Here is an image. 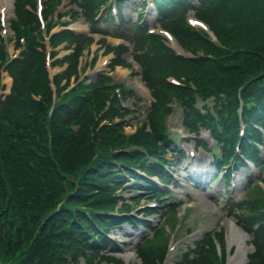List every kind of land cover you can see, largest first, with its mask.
Instances as JSON below:
<instances>
[{
	"label": "trees",
	"instance_id": "16d2710c",
	"mask_svg": "<svg viewBox=\"0 0 264 264\" xmlns=\"http://www.w3.org/2000/svg\"><path fill=\"white\" fill-rule=\"evenodd\" d=\"M84 1L82 6L88 12L93 0ZM191 2L162 1L161 23L187 47L203 48L204 57H177L156 37L146 36L140 26L126 24L134 58L142 67L155 101L149 111L151 132L141 128L134 136L125 137L118 126L98 128V111L112 91L104 86V76L83 92L65 96L50 111L44 57L31 37L36 20L25 9L24 0H18L19 22L14 29L18 37H26L27 47L23 58L9 65L13 89L0 100V264H69L70 260L77 263L79 257L93 264L101 253L98 245L107 241L103 233L115 222L103 211L113 210L118 203L113 192L124 177L114 171L116 165H147L141 152L123 149L142 146L158 155L157 150L168 145L162 116L169 110L168 98L174 92L185 104L186 122L192 128L203 119L194 109V91L175 87L166 81L167 75L196 73L192 78L197 92L204 99L214 97L226 107L224 113L235 109L240 94L253 105L248 115L264 124V0ZM190 8L213 26L228 49L209 43L186 25L184 16ZM64 36L57 35L53 40L58 42ZM70 37L77 39L73 35L66 38ZM75 57L66 58L71 68ZM60 80L58 76L57 85ZM31 93L39 94L41 99L34 101ZM121 110L115 96L104 117L123 114ZM229 122H223L226 133L235 124L232 119ZM151 170H156L155 165ZM253 220L257 223L255 257L264 264V216L253 213L244 218V223L251 227ZM197 248L191 258L187 256L186 264H216L209 255L212 242ZM149 250L146 246L139 248L142 264H157L158 253ZM101 258L121 264L114 257Z\"/></svg>",
	"mask_w": 264,
	"mask_h": 264
},
{
	"label": "rangeland",
	"instance_id": "374dc122",
	"mask_svg": "<svg viewBox=\"0 0 264 264\" xmlns=\"http://www.w3.org/2000/svg\"><path fill=\"white\" fill-rule=\"evenodd\" d=\"M46 4V2H45ZM140 4V0H128L126 4H123L121 8L122 15L129 19L133 18L136 20L138 17V13L141 12V9L137 8V6ZM1 11L3 7V2L1 0ZM47 6V5H46ZM45 8V6H44ZM59 14H62L60 18L64 20H69L70 16L66 14V12L73 8V5H71V0H61L59 5ZM137 11V12H136ZM145 17L148 21L152 22L154 21L151 16H148V12H144ZM66 15V16H65ZM5 28H7L8 33L5 35L4 38L8 39L12 36V32L10 30V21L14 19V8L11 6L8 8L5 12ZM73 26H75L76 30L78 32H86L88 29V26L85 23V20L82 17H79L76 19V22H74ZM109 28V31L111 33H118L115 28ZM125 29V28H124ZM125 32V30H123ZM94 39L92 38L90 46L86 47V50L84 51L82 62L80 67L81 72L84 73L86 76H94V74L98 71H109L110 67L108 68V61L113 56L111 53L108 56H105L106 52L105 49L111 48V46H117L122 41L117 40L116 38H113V36H107L104 31H99L94 33ZM123 44L131 47L132 44H130L128 41H124ZM66 44L60 45L57 49L58 51V57H63L64 55L68 54L70 50H67L68 47H65ZM14 44H8V47L11 52H13ZM126 64L130 65L131 68H124L122 66H118L115 68V70L112 72V75L115 79L121 80L126 83V85L131 88L139 97V101H137L134 98H129L128 101L125 103L126 106H128L130 109L137 111L136 116L139 113H142V118L146 117V109L150 104V101L152 100V97L150 95L149 90L145 87L144 81L142 80L141 76V68L139 65L134 62L132 56H131V50L129 52H126L125 54H122L121 57ZM64 69L60 67H54L51 72L52 74H56ZM133 116V115H132ZM132 116L127 117V119H130L131 122H134L132 119ZM180 118L181 113L179 109H176L175 114L170 117L169 119V126L170 130L173 132H176L177 135L179 134L180 137L183 134L182 127L180 125ZM135 125V123H133ZM134 131V126L127 127L126 132L131 133ZM202 137H207V133L202 132ZM179 146L184 147L185 150L193 154L190 159V161L198 162V164L203 163L202 161L199 162L197 159L202 158L203 160L209 162L210 164V158L208 155H205V153L202 150H198L193 140L187 141L184 138H181L179 141ZM195 150V153H192V150ZM173 159V158H172ZM189 162L187 158L182 162V165L179 164V166L173 165L171 167V170L174 172V176L177 179V184L182 183L186 186H182V188L178 187L176 188L175 193H173L174 197H180L182 198L181 201H176V205L172 206V208H175L174 211L168 216V218L165 220L164 217H161L160 210L156 215H152L149 217V219L152 221L154 227L150 228H141L142 226L138 228H132L130 226H124L125 228L122 230L114 229L110 233V237L114 238L116 240V246L120 248V252L116 254L117 258H120L119 260L123 261L125 264L130 262H140V259L137 256V243L143 239H147L146 247L147 251H150L149 249L159 250V247L167 245V236L165 234V231L163 232H157L156 229L160 227L163 223L170 224L171 227L177 224H182V227L179 231V235H177V241L175 244H173V258L170 261V264H172L179 256L182 255V253L185 251V248L187 247H193L194 241H197L201 239L207 232H218L220 230H223L225 233V239H226V246H227V264H236V262L239 260V256L236 257V259L231 263L230 257L234 255V248H231L230 243L228 241V229L231 224V222L237 221V218L240 219L246 215H249L251 212L256 211V209L261 206V202L264 203V194L257 190V188H254L253 186H250L248 188H245V183L247 178L243 176H238V182L239 187L241 188L242 196L240 199L237 197V191L233 190H226L224 188L223 182H216L209 190V192H205L202 190H193L191 189L190 182L188 180V175L186 172V168L184 165H186ZM186 175V177L184 176ZM264 178V175H263ZM257 179V178H256ZM229 199L234 201H240L243 200L240 204H238L234 210L235 214L234 216L236 218L228 216V213L226 209L229 205L224 206L228 203ZM253 201H256V203L253 204ZM129 205L135 209H133V215H137L139 218H142L143 210L146 207V204L148 205V202L140 201L139 202H132L128 201ZM257 202H260L257 203ZM152 204V203H151ZM184 204V206H181ZM150 205V204H149ZM169 208V207H168ZM171 208V206H170ZM186 213L184 214V209H186ZM218 209H222L223 213H218ZM163 210H166L164 208ZM233 210V208H232ZM231 210V211H232ZM230 211V212H231ZM165 216H167V212H165ZM169 219V220H168ZM165 220V221H164ZM238 226V225H237ZM163 229V227L161 226ZM241 229V227L239 226ZM165 229V228H164ZM223 237V236H222ZM205 244H208L205 242ZM172 246V243H170L169 247ZM210 249V248H209ZM247 249L248 254H251L253 252L252 246L250 245V242L247 243ZM217 250L220 254L218 245ZM110 249L107 250L109 252ZM110 253V252H109ZM130 255H134V258L131 260H126V257H129ZM209 255L212 259H216V253L213 251V248L210 249ZM225 261V260H224ZM98 262L97 260L95 261ZM105 262V261H103ZM216 263L219 264V262L216 260ZM70 264H74L73 262H70ZM80 264H86L84 259H80ZM107 264V263H105Z\"/></svg>",
	"mask_w": 264,
	"mask_h": 264
},
{
	"label": "bare ground",
	"instance_id": "6f19581e",
	"mask_svg": "<svg viewBox=\"0 0 264 264\" xmlns=\"http://www.w3.org/2000/svg\"><path fill=\"white\" fill-rule=\"evenodd\" d=\"M10 1V0H9ZM229 239L231 241H235L238 243V253L241 254V259L239 260L238 264H244L246 260V254H247V249L245 247V243L243 242V233L240 229H238L235 225H231L230 227V233L228 235ZM239 240H236V239ZM240 241V242H239ZM128 259L134 258L133 255H130L127 257ZM234 260V258L231 259V261Z\"/></svg>",
	"mask_w": 264,
	"mask_h": 264
},
{
	"label": "snow or ice",
	"instance_id": "6c2138e0",
	"mask_svg": "<svg viewBox=\"0 0 264 264\" xmlns=\"http://www.w3.org/2000/svg\"><path fill=\"white\" fill-rule=\"evenodd\" d=\"M195 22V21H194Z\"/></svg>",
	"mask_w": 264,
	"mask_h": 264
}]
</instances>
